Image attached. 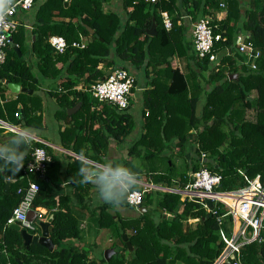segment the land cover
<instances>
[{"label": "trees", "instance_id": "1", "mask_svg": "<svg viewBox=\"0 0 264 264\" xmlns=\"http://www.w3.org/2000/svg\"><path fill=\"white\" fill-rule=\"evenodd\" d=\"M108 2L33 0L27 10L31 30L28 32L23 24L18 27L12 34V45L5 48V61L0 66V120L19 123L24 129L41 128L43 96L40 83H58V87L49 86L48 92L43 93L55 99L57 118L70 119V126L60 132L62 146L79 151L81 146L89 143V148L102 156L109 138L124 143L133 129V121L127 112L129 107L120 111L98 102L88 92L91 84L104 78L99 66L128 70L126 62L135 69L156 68L162 64L161 70L169 72L170 84L163 92L156 85L147 92L142 113L143 131L128 145L129 159L123 161L125 166L138 176L145 175L155 185L183 188L188 174L174 170L173 153L162 154L170 147L171 152L174 147L181 153L194 131L192 143L196 145V161L190 170L206 169L220 175L221 181L215 188L217 192L239 190L247 185L246 179L251 180L257 175L264 185V0H122L124 18L116 13H105L103 7ZM182 9L195 21L208 17L213 32L224 38L214 43L213 51L217 54L214 61L197 57L193 43L185 39L184 27L178 26V17L173 16ZM220 11L225 15L217 20L214 13ZM161 12L169 15L170 30L163 27ZM153 20L157 33L150 36L146 30ZM243 33L247 36L246 42L259 52L254 69L245 64L247 57L238 52L235 43ZM54 35L66 41L62 53L49 44V38ZM80 36L88 38L85 46H72L73 42L80 41ZM14 46L18 52L14 51ZM24 52H29L35 62L24 59ZM173 56L186 58L189 68L190 62H195L200 76V71H207V75L202 82L196 75L192 89L186 75L178 68L170 67L169 59ZM233 74L236 77L229 78ZM79 79H83L85 88L72 90ZM2 80L33 90V93H20L16 99L7 100L8 88ZM201 96L203 104L198 110ZM160 97L166 104H158ZM18 104H21L20 108ZM76 105H79L76 112L68 115L67 110ZM247 111L253 112V119L247 118ZM95 121H100L101 125L92 130ZM11 139L3 141L4 147H15L14 143L6 144ZM35 147H43L49 154L48 147L31 143L24 167L18 172L11 166L5 167L4 161L0 160V248L3 250L0 264H214L225 246L219 232L223 231L228 237L231 235L232 218L226 215V208L220 202L205 199L208 208L205 209L195 200H182L177 193L148 190L143 194L140 206L145 211L138 212L136 218L117 217L115 220L105 213L110 204L100 207L98 227L113 232L111 248L115 252L109 260L102 258L93 262L87 259L85 251L68 242L80 235L72 210L59 208L68 197L60 196L58 209L53 211V193L42 188L46 183L37 179V175H31L40 186L32 206L50 211L49 237L54 248L49 251L36 242L25 244L21 231L10 228L6 222L21 200L17 190L27 186L25 164L31 160L30 154ZM50 157L44 175L57 185L60 182L58 159ZM159 160L164 162V169L157 163ZM83 165L86 164L75 160L71 170ZM6 180L11 181L8 192H4ZM81 180L78 172L72 176L71 183L75 185ZM134 189L141 190L142 186L137 185L131 190ZM121 205L128 204L124 200ZM189 219L196 221L188 224ZM39 232L37 227L35 233ZM122 235L127 236L131 251ZM235 262L264 264V221L258 239L242 245L234 260L222 264Z\"/></svg>", "mask_w": 264, "mask_h": 264}, {"label": "crops", "instance_id": "2", "mask_svg": "<svg viewBox=\"0 0 264 264\" xmlns=\"http://www.w3.org/2000/svg\"><path fill=\"white\" fill-rule=\"evenodd\" d=\"M103 11L105 13H116L118 15H121L123 18L125 17V10L122 9V0H109L108 3L104 4ZM222 8V7H221ZM189 11V9L187 10ZM163 13V12H161ZM225 12L220 11L214 13V16L217 20H220L224 17ZM173 16H177L178 20L176 24L178 26L184 27L185 31V39L189 42H192V29L193 25L196 22L192 19V16L189 15L186 10L182 9L181 13L174 12ZM17 18L20 22V25L23 24V27L29 32L31 30V18L27 11H18ZM156 24V23H155ZM156 29V28H155ZM157 33V32H156ZM55 36V35H54ZM155 36V35H153ZM82 37V42L84 44L87 43L88 38ZM227 51L226 53H228ZM31 57V55H29ZM162 57L160 56L159 59ZM32 61L34 60V57H31ZM170 60V67L172 69L178 68L184 75H186L189 87L192 89L195 86V79L196 75L199 76V81L202 82V79L205 78L207 75V71H200L202 75L200 76L199 69L197 67V64L195 62H190L184 57H177L173 56ZM35 62V61H33ZM126 66H128V71L131 73V75L135 79V86L132 90V95L130 98V106L127 110V112L130 114V119L133 121V129L130 132V134L125 138L124 143H118L113 138H109L107 140V145L104 149V155L100 156L95 153L92 149H90V144L87 143V145H83L79 148V151H74L71 148H65L62 146V139L60 136V132L66 128L69 127V120L64 117H56L55 113L58 109L57 103L53 97L46 96L43 92H48L49 86L50 88L58 87V83H50L48 84L45 81H42L40 84L42 85L40 88L42 89V105H43V111H42V127L39 129H30L26 135L30 138V144L33 142H38L43 144L44 146L48 147V151L50 156L56 157L58 159V166L60 174L58 176L60 182L57 185H54L50 182V179L47 178L44 183L45 185L42 186L44 189H49L50 194L53 193L52 199L55 202V207L53 208V211L58 209L59 204V197H68L67 200H63L60 209L65 210V207H69L74 217L78 221V227L80 230V235L78 238L74 240H69V244L72 246H75L81 251L86 252L87 259L93 262H99L103 257V253L106 249L111 248L112 243L114 242V235L113 232L106 233L105 235L100 238L101 242H104L106 246H99L95 247L96 244H88L91 241L94 242V239L92 237L91 231L89 230L92 228L94 231L97 230V232L103 230V228L98 227V221L99 215H101L100 207L103 204H107L103 200L98 198L97 191L95 185L92 183H71V178L74 176V174L79 172V166L74 167L71 170V167L73 165V162L75 160L80 161L81 163H84L86 165H94L96 167H100L102 163L106 161H113L117 163L124 164L123 161L129 159L128 156V148L134 140H136L143 130H141V125L144 121V117L142 115L143 109H145V99L146 96H148L149 91L153 90V88L158 86L159 91L163 92L165 87H167L170 84V75L168 71L161 70L163 69L164 65L160 64L156 68H153L151 66H148L146 68H138L135 69L132 66H129V64L126 62ZM99 69L105 73L107 71H110L106 66L100 65ZM231 76V75H230ZM229 76V78H230ZM234 78V77H232ZM138 80L141 82V86L138 85ZM204 82V81H203ZM55 86V87H54ZM85 88V84L83 79L76 80V84L71 88L74 91L83 90ZM206 90H208V86H205ZM22 93H12L9 89L5 93V97L7 100H14L18 97V95ZM33 93V90H32ZM32 93H27L28 95H31ZM158 104H166V101L163 97L158 98ZM203 104V96H201L199 101L198 110L202 107ZM18 108L21 107V104L17 105ZM159 108H162V106H159ZM68 111V110H67ZM68 114V113H67ZM72 114V113H71ZM68 114V115H71ZM250 117V111L247 113V118ZM2 121V120H0ZM106 121H109V119ZM7 126H12L17 130V133L9 132L5 130L4 128H0V148L1 146L4 147L3 141L5 139H11L17 134L23 133V126H21L19 123H12V122H6L2 121ZM101 125L100 121H95L93 123L92 130H95ZM95 128V129H94ZM29 129V128H28ZM20 132V133H19ZM194 132V131H193ZM191 132V138L189 142H187L183 148L181 153L177 151V148L171 147L169 150H166L163 152L162 155H166L168 153H173V165L174 170L177 172V169L180 171V173H187L190 174L192 171L190 170V166L192 163H195V149L196 145L192 143L193 137ZM176 141V138L174 139V142ZM74 142V141H73ZM101 142V137H100ZM5 148V147H4ZM179 153V154H178ZM31 156V154H30ZM94 158V160L92 159ZM101 160H98L100 159ZM26 163V162H25ZM160 164L161 169L165 168V164L163 161L157 162ZM139 164V163H138ZM143 164V162H142ZM125 165V164H124ZM159 166V167H160ZM178 173V172H177ZM67 182V183H65ZM151 183L154 185V191H162L165 187H162L160 185L153 184L145 175L139 176V183L138 185L142 184H148ZM63 185V186H62ZM174 189H178V186L172 187ZM174 193V192H173ZM177 194L181 195L179 192ZM182 200L184 199V196L181 195ZM157 202V199L155 200V203ZM40 210L45 213L41 217V221H46L51 215L50 211H48L46 208L40 207ZM143 209V210H142ZM145 211V208H139L134 209L128 205H120L119 207L113 206L110 204V206L107 208L106 212L107 214L111 215L115 220L117 217H120L122 219H131L138 217V212L142 213ZM190 222L194 223L196 219H189ZM92 222L91 226L87 225V222ZM191 223V224H192ZM50 227V226H49ZM84 230V232H83ZM40 233V232H39ZM38 233V234H39ZM37 234V235H38ZM90 241V242H89Z\"/></svg>", "mask_w": 264, "mask_h": 264}, {"label": "built area", "instance_id": "3", "mask_svg": "<svg viewBox=\"0 0 264 264\" xmlns=\"http://www.w3.org/2000/svg\"><path fill=\"white\" fill-rule=\"evenodd\" d=\"M69 0H64L68 2ZM154 1V0H150ZM33 0H13L11 6L13 10L5 15L3 24H0V66L4 63L6 53L5 48L11 44V37L14 34L20 22L17 18L18 11H27L31 8ZM162 25L166 30L172 28V22L166 12L160 14ZM247 36L243 33L236 38V46L238 52L245 54L247 60L245 64L251 69L255 68V60L259 56V52L254 50L246 42ZM223 41L224 38L218 33L213 32V28L209 23V18L204 17L196 21L192 29V43L195 54L199 58L208 57L210 62L217 58V54L213 51L214 43ZM50 46L58 53H62L66 47V41L61 36H51L49 38ZM72 46L84 47L80 36L79 42H73ZM135 86V79L131 73L121 67L114 68L109 71L107 76L100 81L91 84L87 89L91 96L100 103H107L122 111L129 107L132 90ZM0 128L13 133L17 130L12 126L5 125L0 121ZM20 133V132H19ZM51 157L46 153L43 147H35L31 153V160L25 164V176L27 178V186L19 188L17 193L21 194V200L13 209L11 216L7 220V225H18L21 229L29 232L32 235H37L35 231L38 225L35 220L41 219L44 212L39 207H33V201L40 190L37 182L31 179V175L36 176L45 173ZM246 179V178H245ZM221 181L220 175L211 173L206 169H200L188 174V181L183 188H164V192H179L184 198L195 200L202 204L205 209V199H210L214 202H220L226 207V215L232 216V232L228 237L223 231L219 232L220 238L225 243L224 249L214 262V264H222L234 260L239 253V248L254 240H257L264 221V185L261 183L259 175L248 180L247 185L243 188L229 192H217L215 188ZM151 183L142 184L141 190H130L125 200L128 206L139 209L142 203L143 194L148 190L154 189ZM242 192L237 197L229 196L232 199V205H227L220 200L216 195H227L233 192ZM34 213L33 220L28 219V212ZM166 217L169 214L164 212ZM237 223V226H236ZM234 228V231H233ZM3 250L0 248V260ZM234 264H237L235 262Z\"/></svg>", "mask_w": 264, "mask_h": 264}, {"label": "clouds", "instance_id": "4", "mask_svg": "<svg viewBox=\"0 0 264 264\" xmlns=\"http://www.w3.org/2000/svg\"><path fill=\"white\" fill-rule=\"evenodd\" d=\"M13 0H0V24L4 23L7 12L13 10ZM30 129H24L23 133L14 136L7 145L15 144V147L0 149V160L4 166H11L13 171H20L24 167L27 148L30 146V138L26 133ZM24 145L23 148L20 146ZM82 177L81 183H92L96 187L98 198L113 206L119 207L125 200L131 189L139 183V176L131 168L124 164L106 161L100 167L83 165L79 169ZM67 183V182H65ZM63 186V185H62Z\"/></svg>", "mask_w": 264, "mask_h": 264}, {"label": "water", "instance_id": "5", "mask_svg": "<svg viewBox=\"0 0 264 264\" xmlns=\"http://www.w3.org/2000/svg\"><path fill=\"white\" fill-rule=\"evenodd\" d=\"M155 28H156V24H155V22L153 20L150 28L146 30V33L148 35H150V36L156 35V29ZM88 30H89L90 33H93L92 29L88 28ZM10 45H12V43ZM13 49H14V51L18 52V48L16 46H14ZM18 55H20V54L18 53ZM108 74H109V71H107L105 73V76H107ZM232 77H236V74H233V75L230 76V78H232ZM2 82L6 85V87L12 93H19V92L32 93V90L27 89V88H23V87H21L20 85H18L16 83H10V82H7L5 80H2ZM78 106L79 105H76V106L68 109L67 113L71 114V113L76 112V110L78 109ZM37 179L44 180V181L47 180L46 176L43 175V174L37 175ZM10 183H11V181L6 180L5 187H4V192H8ZM208 204H210L209 201H208ZM27 216H28L29 220H33L34 213L32 211H29ZM51 220H52L51 216L46 221L35 220L36 224L38 225V227L40 229V233L38 235H32L29 232H26L25 230L21 229L18 225H15V224L10 225V228L18 230V231H21L22 238H23L25 244H29L31 242H36V243H39L40 245H42L43 247L47 248L49 251H52L53 248H54V244L52 243V241H51V239L49 237V226H50ZM122 240L125 242L126 246L128 247V251H131L132 247H131L130 242L127 241V236L126 235H122ZM114 252L115 251H114L113 248L106 249L104 251V253H103L104 259L105 260H109L110 257L113 256Z\"/></svg>", "mask_w": 264, "mask_h": 264}, {"label": "rangeland", "instance_id": "6", "mask_svg": "<svg viewBox=\"0 0 264 264\" xmlns=\"http://www.w3.org/2000/svg\"><path fill=\"white\" fill-rule=\"evenodd\" d=\"M29 52H24V54H23V58L24 59H28V60H30L31 59V57L29 56V54H28ZM141 81L140 80H138V85L139 86H141V83H140ZM247 113H249V111H247ZM249 119H253V112H251L250 111V117H248ZM223 130H224V127H223ZM177 172L178 173H180V171L177 169ZM41 184V183H40ZM226 208V207H225ZM231 218H232V216H231ZM186 223H188V224H191L192 222H190V220H187L186 221ZM87 225L88 226H91L92 225V222L90 221V222H87ZM90 231H91V234H92V237H93V239H94V242L93 241H89L90 243H88V244H93V247H94V244H96L95 245V247H99V246H106L105 245V243L104 242H101L100 241V238H102V236L103 235H105L106 233H108V230H106V229H103V230H101V231H99V232H97V230L96 231H94L92 228H90L89 229ZM233 231H234V228H233ZM83 232H84V230H83ZM110 232V231H109ZM232 234H233V232H232ZM224 249V248H223ZM232 264H234V263H232Z\"/></svg>", "mask_w": 264, "mask_h": 264}, {"label": "bare ground", "instance_id": "7", "mask_svg": "<svg viewBox=\"0 0 264 264\" xmlns=\"http://www.w3.org/2000/svg\"><path fill=\"white\" fill-rule=\"evenodd\" d=\"M242 192H233L232 194H223V195H216L220 200H222L223 202H225L227 205H232V199L229 197L231 195H235L236 197L241 194ZM236 226H237V223H236Z\"/></svg>", "mask_w": 264, "mask_h": 264}]
</instances>
